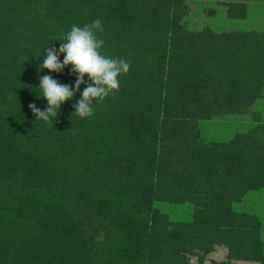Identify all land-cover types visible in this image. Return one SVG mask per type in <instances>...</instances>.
<instances>
[{"label": "trees", "instance_id": "16d2710c", "mask_svg": "<svg viewBox=\"0 0 264 264\" xmlns=\"http://www.w3.org/2000/svg\"><path fill=\"white\" fill-rule=\"evenodd\" d=\"M249 13L242 1L0 0V264H202L216 246L224 258L209 264H264V199L244 208L264 194V120L250 111L264 98V26ZM96 19L101 52L130 62L119 90L80 118L85 75L51 124L37 120L40 78L76 80L71 65L38 73L46 50ZM247 113L228 141L203 140L200 124ZM184 204L186 220L160 208Z\"/></svg>", "mask_w": 264, "mask_h": 264}, {"label": "clouds", "instance_id": "9594fccd", "mask_svg": "<svg viewBox=\"0 0 264 264\" xmlns=\"http://www.w3.org/2000/svg\"><path fill=\"white\" fill-rule=\"evenodd\" d=\"M97 32L103 33L104 27L100 19L91 23L73 25L62 41L60 47L46 50L43 63L37 69L49 72H60L71 65V71L76 74L75 86L61 84L50 75L40 78L39 89L42 97L47 101L46 110H40L36 105L29 104L37 120L51 124V119L56 117L62 103L71 100L80 85L85 83L87 75L89 83L86 84L81 97L74 104V113L80 118L91 117L94 114V104L103 102L109 95L120 88V77L130 70V62L123 58L106 56L101 52L104 40L97 37ZM63 54L60 62L59 54Z\"/></svg>", "mask_w": 264, "mask_h": 264}, {"label": "rangeland", "instance_id": "374dc122", "mask_svg": "<svg viewBox=\"0 0 264 264\" xmlns=\"http://www.w3.org/2000/svg\"><path fill=\"white\" fill-rule=\"evenodd\" d=\"M204 8V7H203ZM258 15L256 18H252L251 22L253 25H260L264 26V16H259L260 14H263V12H260L259 10L255 11ZM253 15V14H252ZM185 21L189 22V24H194V25H199L201 26L204 24V19L199 17V14H194L192 17H185ZM214 23L221 25L223 23L221 17H216L213 19ZM233 23V22H232ZM188 24V25H189ZM227 25V23L225 24ZM257 111L260 115V117L264 120V98L261 99L260 101L256 102L255 105L250 109V111ZM225 119L222 118V121L218 122H211V123H202L200 124L201 129L203 130V133L206 135L202 136L203 140H207L208 138L216 139V140H221V141H228L233 133L236 131L243 130L253 124V119L252 115L250 113H247L245 115H238V116H233V117H224ZM225 125V126H222ZM264 193V192H263ZM261 194V193H260ZM254 195L250 196L248 200H245V205L244 208L247 209L250 207L249 205L253 204L255 206L256 199L263 198L264 199V194L261 196ZM254 198V199H253ZM251 201V202H250ZM161 210H163L165 213L169 215L171 219L175 220H186L188 219L189 213L191 212V206L188 204L184 205H179V206H172V205H162ZM225 254V249L216 246L205 258L202 264H209V259H222L224 258ZM254 262L250 261H232L230 264H253Z\"/></svg>", "mask_w": 264, "mask_h": 264}, {"label": "crops", "instance_id": "0c3cea01", "mask_svg": "<svg viewBox=\"0 0 264 264\" xmlns=\"http://www.w3.org/2000/svg\"><path fill=\"white\" fill-rule=\"evenodd\" d=\"M196 1H200V2L242 1V2L247 3L248 5V9L250 11V13L248 14V17L250 19L258 17V15L255 14L256 13L255 11L257 10H259L260 12H263V14H260L259 16L261 17L264 16V0H196ZM259 26H261V24ZM240 261H243V260H240ZM250 262H254V261H250ZM253 264H257V262H254Z\"/></svg>", "mask_w": 264, "mask_h": 264}]
</instances>
